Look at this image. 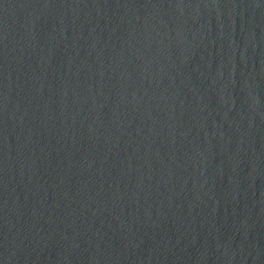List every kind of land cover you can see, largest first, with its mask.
<instances>
[{
    "label": "water",
    "instance_id": "1",
    "mask_svg": "<svg viewBox=\"0 0 264 264\" xmlns=\"http://www.w3.org/2000/svg\"><path fill=\"white\" fill-rule=\"evenodd\" d=\"M0 264H264V0H0Z\"/></svg>",
    "mask_w": 264,
    "mask_h": 264
}]
</instances>
